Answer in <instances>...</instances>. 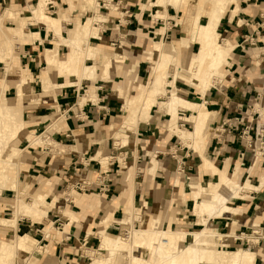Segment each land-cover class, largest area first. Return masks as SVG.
Masks as SVG:
<instances>
[{
  "label": "crops",
  "instance_id": "crops-1",
  "mask_svg": "<svg viewBox=\"0 0 264 264\" xmlns=\"http://www.w3.org/2000/svg\"><path fill=\"white\" fill-rule=\"evenodd\" d=\"M44 1L37 0V6L31 12H12L13 6L15 9H27L33 0H0V11L4 10L0 13V102L6 100L20 106L15 108L20 110L25 124L24 130L12 142L16 147L13 148L20 150L22 155L19 178L26 180L29 186L41 185L46 178L54 180L53 187L44 192L54 191L66 182L73 184L78 179L93 186L72 202L73 210L70 205H61L56 212L50 211L54 209L55 202L49 203L47 196L40 192L48 205L47 222H33L26 218L19 220L18 227L25 226L32 232L43 226L41 231L46 235L45 230H48L49 236L46 235L42 241L46 242L42 248L31 235L24 234L36 241L37 248L36 255L30 257L26 264H31L34 257L39 260L42 255L38 264H85L92 261L85 251L100 248V232L105 230L121 234L122 225L133 223L136 209L139 213L134 222L139 224L144 219L148 220L145 228L154 221L161 228V221L165 226H171L173 217L175 221L182 222H174L173 225H187L188 219L194 216L191 214L194 210V214L201 218L196 217L194 226L210 229L211 224L217 231L231 227L228 233L232 237L229 238L231 247L246 245L242 236L249 235L253 225L259 224L264 228V157L257 156L250 147L258 133L263 132L264 135V0H235L227 5L217 32L220 43L229 42L233 51L228 63L221 69L220 77L205 94L201 88L203 84L201 87L193 84L184 86L173 80L168 85L171 88L169 93L176 92L174 94L191 104V108H179V129L187 133L195 132L197 119L205 112L208 121L203 135L184 140L173 133L169 124L172 116L166 107L156 102V105L160 104V110H155L156 105L152 107L150 120L140 122L137 132L130 133L127 144L117 141L115 134L125 121L124 106L137 96L133 95L135 89L131 87L145 80L146 65L153 64L154 57L164 44L152 42L146 32L156 29L148 20L154 10L144 11L137 0H122L121 7L130 11L127 17L110 3V7H114L111 10H119V14L109 12L108 19L99 14L102 19L95 26L104 25L94 28L98 30L97 36L93 29L90 31L86 52L82 54L79 51L76 56L73 43L77 41L69 37L68 31H75L77 26L84 24L82 18L85 12L68 13L63 20L52 17L55 21L60 20L54 26L53 22L42 19L39 12H34ZM47 1L50 3L45 4L47 10L49 5L54 9L52 5L59 3ZM66 1L70 11H73L76 6L71 5V0ZM158 1L151 6L164 8L169 14L182 19L181 7L170 4L161 7ZM76 2V5L83 2L85 8L94 10L85 0ZM185 12H189L186 13L188 23L181 29L185 36L171 45L181 51L180 54L184 52L185 56H190L191 60L202 49L199 35L193 33V24L198 15L201 22H207L210 11L199 12L198 5H195L193 11ZM9 15L14 16V22L10 21ZM153 15L155 19L165 18L160 12ZM119 19L131 26H122L117 32L115 26ZM4 28L8 29L9 35ZM139 28L144 30L139 32ZM119 34L133 36V55L127 51V57L132 55L138 65L136 71L135 67H131L130 72L135 75L132 79L123 71V60L127 57L107 50L109 42ZM150 52H154L151 62L148 61ZM90 55H97L98 58ZM105 55V62H101ZM73 60L74 74L63 75L65 65ZM86 67L91 71L86 72ZM54 87L55 100L44 97L47 100L28 102ZM145 87V84L141 85L140 91H144ZM21 93L28 103H21ZM10 96L14 99L10 100ZM167 118H170L168 126L165 125ZM235 121H241L237 129L217 134L223 123ZM190 124H193V131L180 128ZM209 128L210 138L206 142ZM248 128V136L242 138V131ZM35 135H47L51 142L60 145L66 152L43 159L40 146L33 143ZM104 154L106 157L100 159L99 156ZM120 157H124L128 164L126 168L120 164ZM207 163L216 168L218 174L214 175L207 168ZM181 165H184L185 173L192 176L191 181L181 174ZM104 172L110 174L109 193H102L99 187V178ZM222 174L231 175L240 186L249 183L256 191L243 192L244 197L239 199L231 198L228 202L230 209L222 216L211 215L205 209L197 212L196 193L201 195L202 188L220 184ZM216 177L218 182L215 183ZM23 195L28 196L26 191ZM0 208L7 210L4 206ZM59 213L65 223L64 231L56 232L58 238L54 240V226ZM126 216H130L127 221ZM18 227L13 229L16 234ZM251 250L257 255L254 264H264V242ZM105 252L102 251V254ZM116 259L112 258V264Z\"/></svg>",
  "mask_w": 264,
  "mask_h": 264
},
{
  "label": "rangeland",
  "instance_id": "rangeland-1",
  "mask_svg": "<svg viewBox=\"0 0 264 264\" xmlns=\"http://www.w3.org/2000/svg\"><path fill=\"white\" fill-rule=\"evenodd\" d=\"M56 1H58L59 3L57 4ZM85 1L87 3H89L91 8H93L94 10L87 9L84 7L83 2H78V4L75 5L76 7L73 9V11H70V6L66 0H53L54 3L56 2V5H52V6H55L54 9L51 8L50 5L48 6V10L45 9V13L47 15L49 12H51L53 14L52 15L49 14L47 17L43 16L44 18L46 17L45 18L46 20H49V18H48L49 16L56 18V19L63 20L64 18L67 17L68 13L85 12L83 15V18H82V22L84 24L86 23V21L90 17H93L94 24H92V27H89L87 29V31L84 28V24L81 26H77L75 31H68L69 37L72 36L73 39L75 41H77V42L73 43L74 44L73 47H76L79 49V51H82V54H84V52H86V49L88 48L86 41H88V39H89L90 31L92 29L94 30V28L97 26H99L101 28L104 25L103 23L102 24L100 23L97 26H95L96 23L98 22V20L102 19V17H99V14H101L107 18L109 15H111L110 14L111 12H115V13L119 14V12H120L119 10L121 9V11L124 12L125 16L128 17V14L130 12L128 8L121 7L122 0H85ZM137 2L140 3V8L143 9L144 11L148 12L150 10H154L153 14L157 15V12H160L165 17V18L155 19L153 14H149L148 20L151 24H153L156 27V29L153 28L152 30H147L146 32L149 33V35L151 36L152 42H164L167 45L174 44L175 42L179 41L180 39H182L185 36L184 33H181V29H182V27H184V24L188 23V20H187L188 18H187L186 13H189V12H185L186 10L193 11L195 9V5H198L199 12H209V11H212L214 8V6H213L214 0H167V1L166 0H159L158 1L159 5H162L163 2H167V4L169 3L170 5H172L176 8L181 7V9L179 11L183 12L184 15L181 16L182 19H180L178 16H174V15L169 14L167 12V10H165L164 8L151 6L152 3L156 4L157 0H137ZM98 3L100 4V8H98L99 7ZM110 3H112V5H114V6H116L117 9H119V10L118 11H112L111 10L112 7H110ZM36 6H37V0H33V2H29L27 9L26 8L22 9V8H18V7H16V9H15V6H13V9L11 11L14 12L15 10H17L20 12H26V11L31 12V10ZM35 11H38V8H36ZM3 12H4V10L2 9L0 11V13H3ZM8 12L9 11H7L6 14H8ZM38 12H40V11H38ZM27 15H31V14L28 13ZM12 17L14 18V16H12ZM12 17L10 16V18H11L10 21L11 20L13 21ZM43 17H42V19H44ZM197 17H199V15ZM208 17H209V15H208ZM37 22H39V20ZM206 23L207 22L205 20L202 21V24H206ZM122 26L127 27V26H131V24H129L128 22L123 23L122 19H119L117 21V25L115 26V27H117V32L119 31L118 28L120 29ZM143 30H144V28H139V32H141ZM4 31L6 34L9 35L8 29L4 28ZM94 31L96 32V30H94ZM137 31H138V29H137ZM161 31H163V34H161ZM0 33H1V30H0ZM193 33L196 36L199 35L200 42L202 44V47H201L202 49H201V52L199 53L198 56H193L192 59L190 60V56L189 57H188V55L185 56L184 52H182V54H180L181 51H177L175 46L172 45L175 49V53H174V60L175 61L170 63L169 69L167 71V76H166L167 79H165V82H164V89L165 90L162 91L161 94H158L157 98H156V102L162 104V107H164V106L167 107L166 105H163V103L170 102L171 101V99H170L171 95L176 93V92L169 93V91H168V89H171V88H169L168 85L173 80H175V81L178 80V83L179 84L181 83L184 86L185 85L191 86L190 84L201 86L202 84H204V81H202L201 79H199L198 77L193 75L192 67H193V65L197 66V64H194V63L200 61V56H201L202 52L204 51L205 43L203 41V37L199 34V32L197 31L194 24H193ZM133 45H134V42H133V36L132 35L128 36L126 34L124 36H121L119 34L118 36H115V38L112 40V42H109L110 47L107 50H109L113 54L127 57V51H131V54L133 55ZM132 55L123 60V62H124V66H123L124 70L123 71L126 74H128L129 79H132L133 77H135V75H133L134 73L130 72L131 67H135L134 70L136 71V68L138 65V63L135 61V59L134 58L132 59ZM90 56H92L93 58H98L97 55H90ZM106 56L107 55H105L104 57L101 58V62H105L104 58ZM159 57H160V53L156 54V56L154 57L153 64L146 65L147 66L146 67L147 76H146L145 80H143L138 86H134V87L132 86L131 87V88L135 89L133 95H135V96L137 95V96L134 97V99H132V100L136 106H137V104H139L138 108H140L141 104H143L145 101L146 92L150 86L151 78L153 77V75L155 74V72L157 70L156 68H157ZM208 63H209L208 60L205 61L204 67H207ZM227 63H228V61L224 63V66ZM89 71H91V69ZM221 71L222 70H220L219 72H217L215 74L216 76L213 78L214 84L218 80V78L220 77ZM86 72H88V71H86ZM143 84L146 85L145 90L140 91V87ZM180 96L183 97L182 95H180ZM9 99L10 100L14 99V96H10ZM44 99L47 100V98H44ZM20 100H21V103H23V104L28 103V102H25L26 98L22 93L20 94ZM132 100H129V103ZM156 102H155L154 106L157 104ZM160 104L156 105L157 108H155V110H160ZM1 107L2 108L8 107L9 115H7V118H4L2 120L0 119V132H1V130H3L4 125L10 126V128H11V126L15 127V128H11L12 130H15L18 127H22V128H21V131H19V133L13 139H11V135H8L6 138H10V139L3 140V142L1 143V146H0V151H2V156H0V170H2V168H4L5 174L4 173L3 174L8 176V180H6L7 182H4V184H0V207L4 206V208H7V210H3L0 208V220L1 219H12L14 217L15 210L19 204V200H23L25 202H30L32 196L35 195L37 192H41V191L47 196V201L49 203L55 202L54 209L52 210V208H51L50 211H54V212L59 211L60 210L59 206H61V205H66V206L70 205L69 208L73 210L74 207H73L72 202L74 200H77L82 195L87 193V192H78L75 190V188H73V185H75L77 182H80L79 179L76 180L73 184H71V183L68 184V182H66L65 184H62V186H60V188H58V189L56 188V190H54V191L44 192L45 189H49V188L53 187L54 180H50V179L46 178V179L41 181V185L36 184V185H30L29 186V185H27L26 180L19 178V167H20V160H21L20 156H22V155H21L20 150L13 148V147H15V145H12V142L15 141L18 138V136L20 135V133L24 130L25 124L22 120V115H21L20 110L18 108H15V107H20V106H18V105L14 106V104H12L11 102H7L6 100H3L2 102H0V108ZM162 110L164 111V109H162ZM141 111H142L141 112L142 117L136 118V119L138 121L141 119L140 122L148 120V118H149L148 115L147 114L144 115L143 110H141ZM125 116L127 117V113H125ZM126 117H125V121L123 122L122 126L126 122ZM145 117H147V118H145ZM180 118H182L181 115H180ZM169 119L170 118H167V120L165 121V125H167V126H168ZM137 120H136V122H137ZM140 122H139V124H140ZM143 123H146V122H143ZM181 124H183V123H181ZM180 128L182 130H186V131H193V124H190L185 128H183V127H180ZM137 130L138 129L136 128V130L130 131L128 136L130 137L131 136L130 133L131 134L135 133V132H137ZM118 132H116L115 138L117 137ZM210 133H211V130L209 128V131L205 136L207 138L206 142L209 141ZM0 136H1V134H0ZM33 138H34L33 143L35 145L38 144L37 146H40L41 150L43 151V153H42L43 159H47L51 155L56 156L58 154L60 155V154L66 152L65 149L62 148L60 145L55 144L54 142H51V140H49L47 138V135H45L43 137L41 135H38V136L35 135V136H33ZM0 140H2L1 137H0ZM120 140L123 141V139H120ZM129 140L130 139H128V141ZM123 143H125V142H123ZM125 144H127V143H125ZM184 145L189 146V145H186L185 143H184ZM191 145L193 146L192 143H191ZM103 156L106 157V155L104 154V155H100L99 158L101 159ZM99 158H98V160H100ZM119 162L123 168L124 167L126 168L128 166V164L125 163L124 157L123 158L120 157ZM207 166H208L207 168H209L210 170L212 169L211 171L214 175L218 174V170L216 168L213 169V167H211L210 163H207ZM226 175H224V174L221 175L220 184H218L214 187L212 185H210L206 189L204 188L203 194H205V192L207 193V192L213 191V189L215 187H217V186L221 185L222 183H225L226 181H228L225 178ZM232 180L234 182H236V180L233 177H231L229 181H232ZM108 182H109V177H108ZM214 182L215 183L218 182V177H216ZM45 186H48V187L46 188ZM205 186L206 185H204V187ZM24 191H26L28 196L23 195ZM75 192H76V194H75ZM45 208L48 211V205L47 204L45 205ZM190 209L191 210L193 209L192 205L190 206ZM196 210H197V204H196ZM138 213H139V211H138V209H136L135 215H134V220H136ZM191 214H193L194 216L193 217L191 216L190 219H188L187 225H178V224L173 225L174 222H178L179 224L182 223L179 220L175 221V219L173 217V219L171 220V226H169V225L165 226V224L162 221H161V226L163 229H168L169 227H171V229H173L174 231L185 230L184 232H195V231L202 232L203 231L202 229H204V227L193 225L197 221L196 217L199 218V216L194 214V210H192ZM129 217L126 216L125 221H127L129 219ZM26 218L29 220H32V221L35 220V221L43 222L41 219H37V218H34L32 216H22L19 220H23ZM199 219H201V218H199ZM56 220H57V223L54 226L55 232L53 233L54 234V240H56V238H58L56 232L57 233L63 232L64 231V225H65V223L63 221V217L61 214H60V216L56 217ZM134 220H132L133 223H131V224L122 225L121 234L114 233V232H112V233H114L115 235H118V236L126 237L128 235L127 231L130 232V230L133 228L134 229H143L148 224L147 223L148 220H145V219H144V221H142V223H139V224H136L134 222ZM104 221H105V219L103 220V222ZM43 223H46V221ZM156 225H157L158 229L163 230L159 226L158 222L156 223ZM0 226H1L0 227V240L6 241L7 243L12 244V243H16L20 237L25 239L23 242V246L22 245L20 247H16L15 245L13 246V248L11 249V256L6 261L7 264H26L30 257H33L34 255H36L35 254L37 252L36 241L38 242V246H40L42 248L46 244V242H44L45 244L42 243V241H44V238H45L44 233L41 231L44 228L43 226L37 228L35 231H32V232H29V230H27V228L25 226H22L21 229H19L18 224H16L15 228H10V229H9V227H4L1 224H0ZM210 226H211L210 229L206 228V231H213V232L220 233L222 235L230 233L229 231L231 230V227H230V228L226 229L225 231L224 230L217 231V230H214V227L211 224H210ZM17 227H18L17 234H19V235H17L16 232L13 230V229H17ZM171 229H168V230H171ZM234 229H235V227H234ZM48 233H49V231L45 230V234L48 235ZM24 234L31 235L36 241L34 239H32L31 237L26 236ZM248 234H252V232L250 231ZM230 240L231 239H229V238L228 239H221V242L220 241L218 242V244H220V246H218L220 251L225 252L224 262L220 263V264H231L233 261L232 254L238 248H240L242 250H246V249L251 250L252 247L254 248V246H252V244L250 246L251 248H248L247 246H242V245L231 247L232 244L230 243ZM251 241L256 242V241H258V239L256 238L255 240H251ZM223 242L224 243L226 242L225 244L227 246L222 248ZM189 243H190V240L187 243H185L184 245H187ZM99 245L97 246L96 249H98ZM43 251H44V249H43ZM105 253H104V257L110 258L109 252H105ZM136 253L141 258H143L147 261L149 260L150 262H152L154 260L153 251H151V250L146 251V250L142 249V250H138ZM42 256H40L39 260H37L35 257L32 258L31 264H38L40 262ZM184 256H185L184 254L179 256L178 260L181 261V264L184 263V261H185ZM116 258L117 259L115 261V264H129V258L127 257L125 252H120V256L116 255ZM90 263H93V262L88 261L85 264H90ZM156 263H157V260H155L154 264H156ZM108 264H112V261H110ZM243 264H253V263H247L244 261Z\"/></svg>",
  "mask_w": 264,
  "mask_h": 264
},
{
  "label": "bare ground",
  "instance_id": "bare-ground-1",
  "mask_svg": "<svg viewBox=\"0 0 264 264\" xmlns=\"http://www.w3.org/2000/svg\"><path fill=\"white\" fill-rule=\"evenodd\" d=\"M47 2L48 1L46 0L42 4L39 3L40 5H38L37 7L42 17L48 16L45 13V6H46L45 4H50V3ZM234 2L235 0H214V5H213L214 8L212 11L209 12L210 14L207 23L202 24L200 20V15L195 20L194 25L197 31L199 32V34L203 37L205 48L200 56V61L194 63L197 64V66L193 65L192 72L194 76L204 81L203 86L202 87L200 86L203 89V94H205L206 91H208V89H210V87L214 85L213 78L216 76L215 74L222 69L224 63L228 61V58L230 57V53L233 51V45H231L229 42L220 43V35L217 32V29L221 17L223 13L226 11L227 5ZM168 4L167 2H163L161 7L162 6L167 7ZM71 5L75 6L76 0H71ZM48 18L51 22H53V24L57 21H60V20L55 21L56 19L54 20L50 16ZM92 24H94V19L89 18L84 24L85 30L87 31L89 27H92ZM94 30H96L94 34L95 36H97L98 30L97 29ZM74 51L77 56L79 53V49L75 47ZM159 52H160V57L156 68L157 70L153 75V77L151 78L150 86L145 96V101L147 103L144 101V103L141 104L142 108L141 107L138 108L139 104H137L136 106L132 100L130 103L128 102L124 106V111L127 113L126 122L121 127L120 131L117 133V137H116L117 140L123 139L122 142L125 143L128 142L129 132L136 130V128H138L139 126V122L141 119L138 121L136 118L142 117L141 110H143L144 115L147 114L149 117L151 108L152 106H154L156 102L157 95L161 94V92L165 90L164 82L165 79H167L166 76L170 63L175 61L174 60L175 49L171 44L167 45L166 43H164L162 44ZM153 53L154 52H150L149 54V60H148L149 62H151L154 57ZM76 56H74V59L76 58ZM207 60L209 61L208 66L204 67L205 61ZM74 64H75V60L65 65L66 68L65 71L62 72V74L63 75L71 74L73 72L72 66H75ZM85 70L89 72L90 69L86 67ZM55 89L56 87H54L53 90L46 89L43 95L36 96L35 99H30L28 102L29 103L42 102L45 100L44 97H47L49 100H55L56 99ZM170 99H171L170 102L163 103V105L167 106L166 108L168 109L169 114L172 116V121L170 122L171 131L173 133L179 134L181 138H183L184 140L193 139L194 137L196 138L202 136L203 132L206 130V122L208 121L207 114L204 112V116L201 115L197 119L198 122L195 128V132L193 133L183 132L179 129L177 123V119H179L178 118L179 108H184V107L191 108L190 106L191 104L184 101L176 94H173ZM7 115H9L8 107L7 108L1 107L0 119L2 120L4 118H7ZM136 120L138 123L136 122ZM11 128H15V127L11 126ZM11 128L8 125H4L3 130H1L0 132L1 134L0 137L2 139L0 140V146L3 140L10 139V138H6L8 135H11V139L15 138L16 135L19 133V131H21L22 127H18L15 130H12ZM0 156H2V151H0ZM211 167L213 166L211 165ZM4 172L5 170L4 168H2V170H0V184H4V182H7L6 180H8V176L4 175L5 174ZM231 177H232L231 175H226L225 178L228 181L215 187L211 192H207V193L205 192V194H203L204 189L202 188L201 195L199 193H196L195 202L197 204V212L203 211V209H205L211 215L217 214L218 216L220 215L222 216L224 215L223 214L224 212L229 211L230 208L228 202L231 198L239 199L242 198L243 192L255 190V188L251 186L249 183L246 184L245 186H240L237 182H234L233 180L229 181ZM46 204L47 202L43 194L37 192L35 195L32 196L30 202L19 200V204L15 210L14 217L12 219H1L0 224L4 227L15 228L16 224H18L19 219L22 216H32L34 218L41 219L43 222L45 221L47 222L48 211L45 208ZM258 225L259 224H257L256 226ZM100 233H101L100 248L98 250L87 249L85 251V253L92 258L93 263L91 264H108L112 258L116 257V255H120V252L126 253L127 257L129 258V264H154L155 260H157L156 264H181V261H179L178 259L179 256L182 254L185 255L184 256L185 261L182 264H220L224 262L225 252L220 251V249L218 248L220 244H218V242L219 241L221 242V239L232 238L230 234L222 235L217 232L206 231V229L203 230L202 232H184L181 230H177V231L161 230L157 228L156 221H154L147 228L131 229L126 237H119L105 230ZM235 237H241V236L236 235ZM242 238L243 240L248 239L250 241L256 239L254 234L244 235L242 236ZM24 240L25 239L20 237L16 243H12V244L0 240V264H7L6 261L11 256V249L13 248V246L14 245L16 247H20L21 245L23 246ZM189 240L190 243L184 245ZM225 243L224 242L222 243V248L227 246ZM142 249L146 251L147 250L153 251L154 260L152 262H150L149 260L147 261L141 258L139 255H137L136 252ZM102 251L109 252L110 258H105L104 255L102 254ZM256 257L257 255L252 250L250 249L242 250L238 248L232 254L233 261L231 264H243L244 261L247 263L254 264Z\"/></svg>",
  "mask_w": 264,
  "mask_h": 264
},
{
  "label": "built area",
  "instance_id": "built-area-1",
  "mask_svg": "<svg viewBox=\"0 0 264 264\" xmlns=\"http://www.w3.org/2000/svg\"><path fill=\"white\" fill-rule=\"evenodd\" d=\"M240 122H225L221 125L220 129L217 130V134L222 135V133H226V130L228 129H237V127L240 125ZM249 134V128L245 129L242 131V138L248 136ZM218 136V135H217ZM250 147L254 149L255 154H257V156L259 157H264V135L263 132L258 133L257 137L255 139V142L250 143ZM184 166V165H183ZM181 165V174H183L185 176V179L187 181H191L192 176L188 175L185 173V170L182 168L183 167ZM108 173H104L100 176L99 178V187H100V191L102 193H109L110 192V185L108 182ZM93 186L92 183H87V182H77L75 185H73V188H75L76 191L78 192H86L89 188H91ZM257 230V231H256ZM252 234H254L255 238L258 239V241H249L248 239L244 241L246 242V245L242 246H247L248 248H251V244L252 246H259L262 242H264V228L261 227V225H253L251 230ZM243 242V241H242ZM253 248V247H252Z\"/></svg>",
  "mask_w": 264,
  "mask_h": 264
}]
</instances>
